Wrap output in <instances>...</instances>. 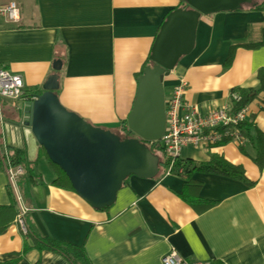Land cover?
<instances>
[{
    "label": "crops",
    "instance_id": "0c3cea01",
    "mask_svg": "<svg viewBox=\"0 0 264 264\" xmlns=\"http://www.w3.org/2000/svg\"><path fill=\"white\" fill-rule=\"evenodd\" d=\"M8 1L0 0V5ZM13 1L19 7L18 21L0 15V67L19 74L23 90L41 88L49 75L57 74L54 92L61 105L115 132L130 110L135 79L152 39L181 0ZM196 25L193 48L162 78V92L165 100L172 85L183 79L185 101L205 112L226 104L232 88L257 85V70L264 71V46L249 45L262 37L264 4L260 10L203 14ZM262 99L259 94L250 101L247 111L264 134ZM26 101L1 98L6 115L0 117L1 138L2 124H15ZM15 106L20 115L13 112ZM212 154L242 165L254 184L207 172H194L193 182L185 184L183 177L158 168L151 178L127 176L114 202L98 210L73 188L52 184L55 170L43 154L36 155L33 183L22 200L25 219L43 236L82 245L92 264H160L172 249L186 260L264 264V165L259 169L252 161L254 141L187 145L180 158L202 163ZM2 164L0 159V207H6L14 196ZM196 197L213 204L198 211L189 202ZM1 217L0 212L4 223ZM26 242L30 240L13 218L0 232V262L68 264L49 249L24 250Z\"/></svg>",
    "mask_w": 264,
    "mask_h": 264
},
{
    "label": "water",
    "instance_id": "95a60500",
    "mask_svg": "<svg viewBox=\"0 0 264 264\" xmlns=\"http://www.w3.org/2000/svg\"><path fill=\"white\" fill-rule=\"evenodd\" d=\"M184 2L186 8L167 12L152 39L150 63L135 79L134 97L125 119L134 136L121 138L66 109L54 92L57 74H51L42 83V92L23 104L20 119L15 124H2L7 145L24 147L29 163L42 148L47 158L65 173L75 193L97 210L114 202L127 176H155L158 156L145 141L159 140L164 130L162 78L193 48L200 15L239 9L252 0Z\"/></svg>",
    "mask_w": 264,
    "mask_h": 264
},
{
    "label": "trees",
    "instance_id": "16d2710c",
    "mask_svg": "<svg viewBox=\"0 0 264 264\" xmlns=\"http://www.w3.org/2000/svg\"><path fill=\"white\" fill-rule=\"evenodd\" d=\"M263 4H264V0H252L250 4L244 5L240 9L260 10L261 8H263ZM178 7L186 8L187 5L184 2V0H181ZM260 46L262 47L264 46V28H262L261 39L257 42L251 43L249 45V48H257ZM228 60H229V56H228ZM148 63H150V61L147 58L145 64H143V67ZM256 76L258 79L257 85L248 88L234 87L231 89V91H234L238 95L237 100H231L230 102L232 111H235L240 107L247 105L250 101L257 98L259 94L263 95L262 107L264 109V71L262 69H258ZM41 92L42 89L40 87H33L23 90L21 97L26 98V100L28 101L30 98L36 97ZM2 106L3 103L1 105L0 102V117H2L3 119L6 118V115L4 112H2L3 111ZM19 110H21L20 107L15 106V109H13V112L15 111V115L16 113L20 115L21 111ZM238 129L240 131V134L245 139V141L246 139L250 141L252 140L254 141L255 154L252 157V161L260 169L264 165V134L259 129L255 128V125L253 124V117L251 115L247 117L245 120L241 121L240 124H238ZM115 133L118 134L121 138L126 136L129 137L134 136V134L128 130L125 119L120 120L119 125L117 127V131H115ZM2 134L3 132L1 131V127H0V140H2L1 138ZM145 142L149 150L158 156L159 171L160 172L163 171L165 173L166 162L162 158L161 148L159 145L160 141L154 140V141H145ZM6 147L8 148V150L6 151L8 153L10 162L12 164H20L24 168V174L21 176V178L18 181V188H19L18 190L20 191L22 200H26L28 190L33 183V177H32L34 176L33 167H32L33 163L32 162L29 163V161L27 160L26 151H24L25 150L24 147L22 148L12 147L7 144ZM40 154H43L47 158L45 152L42 149L40 153L37 154V156H39ZM47 160L50 166L56 172L55 178L52 180L51 183L58 187L70 189L72 186L67 176L62 171V169L55 163H52V161H50L48 158ZM178 169H181L180 170L181 172H178L177 171ZM194 172L215 173L221 176L228 177V179L231 178V179L239 180L248 186L253 185L255 182L254 180H251L246 176L245 169L243 168L242 165L230 163L229 161L225 160L222 156H219L218 154H212L208 161L202 163L201 161L178 158L176 159L174 168L170 173L183 177L186 181L185 184H187L189 182H193L191 176ZM125 183H126V178L123 180L122 185H124ZM189 202L190 204L195 205L197 207L196 210L198 211H202L203 209L208 208L213 204L212 201L202 200L199 197L190 199ZM0 212L2 216L1 218H3L4 220V223H0V232H3V230H5V228L8 226L9 222L13 218H15L17 214V206L15 204V201L13 200L6 207L4 206L0 207ZM25 216L26 214L23 216L26 232L23 234L28 238V240H30V242L29 243L26 242L24 244V248H23L24 250L30 246H33L37 249H49L51 251H55L59 253V255H62L67 260L68 264H92L82 245H76L68 241L55 239L48 235L45 236L41 235L35 229H32V227L27 223L26 221L27 218L25 219ZM0 264H11V262H0Z\"/></svg>",
    "mask_w": 264,
    "mask_h": 264
},
{
    "label": "built area",
    "instance_id": "2783aa9c",
    "mask_svg": "<svg viewBox=\"0 0 264 264\" xmlns=\"http://www.w3.org/2000/svg\"><path fill=\"white\" fill-rule=\"evenodd\" d=\"M0 15L8 22H17L19 7L13 0L0 5ZM23 80L17 73L10 72L7 68L0 67V99H18L24 88ZM186 82L183 79L176 81L164 100L165 125L159 139L161 154L166 162V173H170L176 159L180 158L181 149L187 145H214L225 140L236 143H244L245 139L240 134L238 124L249 115L247 105L239 109L231 110V100H237L238 95L234 91L229 92V101L221 106L210 108L205 112H199L188 104L183 97ZM35 97L30 98L33 100ZM5 139L0 141V159L6 173L7 185L13 193L17 214L15 223L22 233L26 232L24 215L26 206L22 204L18 190V179L24 174V168L20 164H12L9 160ZM181 169H178V172ZM160 264H211L208 260H186L175 250H170L162 255Z\"/></svg>",
    "mask_w": 264,
    "mask_h": 264
},
{
    "label": "rangeland",
    "instance_id": "374dc122",
    "mask_svg": "<svg viewBox=\"0 0 264 264\" xmlns=\"http://www.w3.org/2000/svg\"><path fill=\"white\" fill-rule=\"evenodd\" d=\"M112 132H114V131H112Z\"/></svg>",
    "mask_w": 264,
    "mask_h": 264
}]
</instances>
